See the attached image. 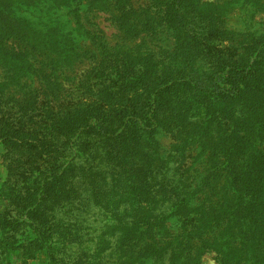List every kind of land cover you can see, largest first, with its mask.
Wrapping results in <instances>:
<instances>
[{
    "label": "trees",
    "instance_id": "trees-1",
    "mask_svg": "<svg viewBox=\"0 0 264 264\" xmlns=\"http://www.w3.org/2000/svg\"><path fill=\"white\" fill-rule=\"evenodd\" d=\"M137 1L0 0V264H264V28L225 53L190 34L187 0ZM105 220L125 230L99 244Z\"/></svg>",
    "mask_w": 264,
    "mask_h": 264
},
{
    "label": "rangeland",
    "instance_id": "rangeland-1",
    "mask_svg": "<svg viewBox=\"0 0 264 264\" xmlns=\"http://www.w3.org/2000/svg\"><path fill=\"white\" fill-rule=\"evenodd\" d=\"M105 0H79V2L85 3L86 5H97L102 4ZM229 0H187L185 4H187L186 11L191 17V21L195 23L192 28H190V34H193V28H196V34H202V38L204 39L205 43L209 48H220L224 49L223 51L225 53H228V49L231 48V51H233V48H235V45L237 44V52H239V55H245L249 51V40L250 37L247 35H240L238 36L237 32H244V34H248V32L251 30L255 31H261L264 28V0H237L236 2H228ZM237 2L239 3V8L234 9V6H236ZM226 3V4H224ZM149 6L152 5V8L154 9H161L163 4H159L158 2H153L152 0H140L137 1L135 6ZM242 8V9H240ZM249 10H254L256 13L250 12ZM220 12V13H217ZM258 12V13H257ZM254 14V18L252 21H249L250 26L246 25V21L249 20V17H247V14ZM107 15L104 13H99V18L96 20L99 22L100 27L103 28L106 32V34L109 37H112L113 35L118 33V30L114 23L111 22V20L105 19ZM246 20V21H245ZM201 27H200V26ZM212 29L214 32H212ZM200 32V33H199ZM211 32V34H209ZM141 34L134 35V38H129L128 45H136V43L141 42L140 38ZM116 37H114L115 39ZM146 46V45H144ZM245 47V48H244ZM219 50V49H218ZM83 72V71H82ZM72 95L69 97V99L77 100L80 98L86 97L85 90L82 88H76L71 87ZM99 100H104L103 97H99ZM179 118L181 120L179 125H176V130L178 133V137H181L182 134H185L182 127H186V125L190 124L186 118L183 116V112L179 110ZM259 120H264V112L263 114L258 118ZM165 144L169 145L170 143L174 142L175 139L171 136L165 138ZM185 161L181 164V166L187 168L188 166H192V161H194V155L195 152L193 149L188 148V150L185 152ZM255 153V151H254ZM252 154H248V156H241L240 158H243L244 164H250L255 165L256 160L253 158ZM256 157V156H255ZM245 159V160H244ZM241 161V160H240ZM11 162V158L5 157V148L0 146V181L5 178L7 175V168L8 164ZM190 174V172H189ZM250 197V196H249ZM249 201H252V198H249ZM107 206H110V201L107 203ZM10 209L9 203L5 199L0 198V214H5L6 210ZM101 213L103 214L101 217L104 219L105 215L103 211L101 210ZM106 218V217H105ZM106 220L104 221L103 226L99 227L97 231L94 232L93 235L97 234L100 235L99 238L96 239V241L99 242V244L107 243L110 244L108 237L112 239L114 235L119 232L121 229L125 230L123 226H120L118 224L113 225L109 224L106 225ZM100 226V224H99ZM101 228V229H100ZM123 233V232H122ZM118 235V234H116ZM94 237V236H93ZM117 239V238H116ZM88 244V243H87ZM88 245L94 246V252H97V246L93 243H90ZM92 252H88L91 256H88L87 259L90 263L97 262V256L93 254ZM111 251L110 249L107 251V254H109ZM82 255V253H80ZM216 253L214 251H209L202 257V264H219V262L215 258ZM5 260L2 261L1 264H46L47 257L43 253L37 252L31 253L26 252L23 250H16L8 252L3 256Z\"/></svg>",
    "mask_w": 264,
    "mask_h": 264
}]
</instances>
